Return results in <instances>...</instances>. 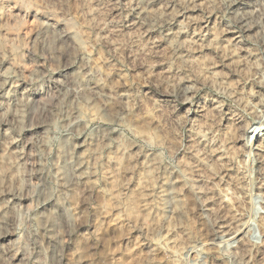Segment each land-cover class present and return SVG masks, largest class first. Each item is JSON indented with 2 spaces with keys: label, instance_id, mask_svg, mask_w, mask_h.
Listing matches in <instances>:
<instances>
[{
  "label": "rangeland",
  "instance_id": "rangeland-1",
  "mask_svg": "<svg viewBox=\"0 0 264 264\" xmlns=\"http://www.w3.org/2000/svg\"><path fill=\"white\" fill-rule=\"evenodd\" d=\"M199 1L0 0V264H264V0Z\"/></svg>",
  "mask_w": 264,
  "mask_h": 264
},
{
  "label": "bare ground",
  "instance_id": "bare-ground-1",
  "mask_svg": "<svg viewBox=\"0 0 264 264\" xmlns=\"http://www.w3.org/2000/svg\"><path fill=\"white\" fill-rule=\"evenodd\" d=\"M109 1H111L112 5L116 6L117 2H115V0H109ZM159 3H160V0H135L134 13L136 14L137 18L139 19V23L142 26H144L145 28H147L148 30H151L152 28L156 29V27L157 28L159 27L162 31V35H164L163 39L165 41H167L168 43H170V45H172L173 49L177 50L180 47L179 41H180V37H181V32H180V30L177 31V30L173 29L172 25H170V24L173 23L172 21H174V19L178 15L179 16L182 15L180 13L186 14L188 12H192V11L199 9L200 1L199 0H187V2H185V4H183V3L181 4L182 6L180 9H177L178 7L175 8V7H171L169 5H166L163 8L157 9L156 7ZM63 40H64V38H63ZM8 81H9V75H4V73L3 74L0 73V91L5 88ZM93 86H94L93 88L95 89V92H96V90H99L101 87L98 85L97 82H95ZM85 170H86V166H85V169H83V166L81 164L77 165V167L75 168L76 173H74V174H75L76 179H78V181L79 180L82 181V179L86 178L87 173ZM169 193L171 194L170 196L172 197V199L175 200L176 203H178V201H180L179 200L180 192L178 190H176L175 188H171ZM47 218H49L48 219L49 220L48 225L50 226L51 229H53V227L55 226L54 225L55 222L53 223V221H51L52 218L50 216ZM44 220H45V218H44ZM45 223H47V222H45ZM47 229H48V227H47ZM55 249H56V247H55ZM53 251H54V249H53ZM56 257H58V256H56ZM78 264H80V263H78Z\"/></svg>",
  "mask_w": 264,
  "mask_h": 264
}]
</instances>
